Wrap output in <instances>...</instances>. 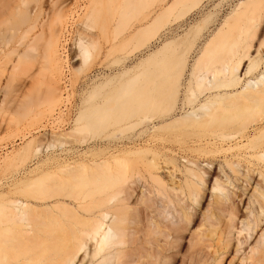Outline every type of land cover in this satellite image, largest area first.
<instances>
[{
  "label": "bare ground",
  "instance_id": "6f19581e",
  "mask_svg": "<svg viewBox=\"0 0 264 264\" xmlns=\"http://www.w3.org/2000/svg\"><path fill=\"white\" fill-rule=\"evenodd\" d=\"M1 75L64 149L5 160L0 264H264V0H0Z\"/></svg>",
  "mask_w": 264,
  "mask_h": 264
},
{
  "label": "rangeland",
  "instance_id": "374dc122",
  "mask_svg": "<svg viewBox=\"0 0 264 264\" xmlns=\"http://www.w3.org/2000/svg\"><path fill=\"white\" fill-rule=\"evenodd\" d=\"M209 1L216 3L219 0H213V1L212 0H209ZM223 6L224 5L219 6V7L216 8V10H215L216 13L212 14L213 16H211L212 17L211 19H213V18L216 19V17H218L217 16L218 14L220 16V14L222 13V11L220 12V10L224 8ZM218 8H220V9H218ZM210 22H213V20H211ZM210 22H208L207 27L213 25ZM139 49L140 50H138V48L135 49V50H137L136 52H135V50L132 51V53L133 52L134 53L131 54V56H130L131 57L130 58V64H131V66L134 65L136 62H138L142 58V53L144 52V50L141 49V48H139ZM134 72H135V70L132 73H134ZM1 76H2V82L4 80V82H3V89L4 90L2 89V91L0 93V123L5 124V127L2 128V129H0V162H1V166H0V176H2L3 173H4L3 175H5V172H6L5 170L8 168V167H5V164L6 163L4 164V162L9 161L11 158H13L21 150H22L21 151V154H22L23 157L17 155L18 157H21V160L19 159L20 162H24L25 160H26L25 162H32V161L35 162L39 158H44L47 153L48 154H50L51 152L52 153H59L60 151H62L64 149V147L59 146V145L52 146V149H51L50 146H49L50 148H47L48 145H46L44 142L48 143L49 142L47 140L48 138H45V137L40 138V137H42L41 135L43 133H45L46 135H48V133H49V135L51 136V131H50L51 128H47L48 130L47 129L46 130L45 129H39L38 128V125L40 124V122H39V120L38 121L37 120H34V117H36V116L34 114H32V112L30 113L32 115H28L27 114L28 116L25 115L26 117H21L20 115L17 114V112L15 113V111H16L15 109H17L18 106L16 104L13 105V102L15 103V101H14V95H13V98H12V92L14 90V84H13L14 82H13V79L10 80V78H9L8 79L9 81H8L7 78L5 77V75L4 76L1 75ZM6 82H8V84ZM5 87H6V89H5ZM5 91H6V93H5ZM14 107H16V108H14ZM22 110H24V109H22ZM22 110H20L22 113H24V114L27 113V112H23ZM20 111H18V112L20 113ZM31 117H33V118H31ZM30 119L31 120L33 119L34 122L33 121L31 122ZM27 122L30 125V127H29V125H27ZM31 125L32 126L34 125L35 128H33L34 126L31 127ZM69 125H70V123L69 124H66L65 125V128L68 127ZM26 126H28L29 128L26 127ZM25 129H27V130H25ZM33 129H34V131H33ZM35 129H36V131H35ZM140 129H141V126H138L135 129L131 130L130 133L131 132L132 133H135V132L139 131ZM66 130H69V129L66 128ZM28 132H30V133H28ZM23 134H24V137L22 136ZM78 135L77 136H73V137L74 138L75 137L79 138ZM80 135L81 136L84 135V132H82ZM90 135L91 134H88V136H86V137H89ZM21 137H23V138H21ZM33 137L35 138V140H34ZM44 138L46 139L45 141H44ZM71 139H72V137H71ZM32 140L35 141V142H32ZM36 140H37V142H36ZM39 141H44V142H42L43 144L41 143L42 144L41 145ZM74 141H76V140H74ZM77 142H75L76 144L75 143L74 144L76 146H79L78 144H81V142H79V141H77ZM29 143H30V145H29ZM38 143L40 144V146H39ZM36 144H38V145H36ZM26 145H27V147L28 146L29 147L27 148ZM36 146H38V149H37ZM84 146H85V144L84 145H81L80 147H82L83 149H85ZM24 147H26V149H27L26 151L24 149V152H28V155L29 156L27 155V153H25L26 155L24 153H22ZM219 155L220 154H216V156H208V157H206L205 160H199L200 162H203L202 164L210 163V166L212 165V167H210L211 168L210 169V175L209 174H206V179L207 180H206V182L201 187V188H203V189H201V192L203 194V198H201V202L200 203H194L195 204L194 205V208H191L190 209V211H193L194 212V217H193V220H192V222L190 224V226L193 227V228H195L200 223V221L202 220V214H203V212L206 211V209H207V207H208L211 199L213 198L212 197V193H213L212 192V185L214 183L215 176L221 174L220 173L221 170H220L219 165L221 164L222 158ZM26 156H28V159L26 158ZM174 156H175V158L177 159V161L179 163V168L181 169L180 171H177L176 172V174L174 175V178L176 180H180L182 178V176L184 175V173L182 171H184V169H185L186 166H189L188 165L187 158L190 159V160H198V152L193 151V150H186V151H184V156L186 157L184 161H183V158H182V154H180L178 151H175L174 152ZM18 157H16V158L14 157L15 158V161H12V159L10 160L13 164L11 162H10L11 164L9 162H8V164H10L11 166H13V165L15 166V164H16L15 162L16 161L18 162ZM202 159H203V157H202ZM5 160H7V161H5ZM210 161H212L213 164ZM20 162H18V163H20ZM10 165H9V167H10ZM13 167L8 168L7 169V172H11L12 169H13ZM3 169H4L5 172H2ZM169 169H171V168H169ZM146 175L147 174H145V176ZM145 176H144V178H145ZM145 179H147V178H145ZM166 179H168V178H166ZM140 184H141V189L144 191V193L148 194L149 193V186H148V184L147 183L145 184V181L144 182L143 181H140ZM181 196H183V195H181ZM157 199L158 200L156 202V206H157L158 210L165 209V211H164L165 212V215L169 219H171V222H174V221L176 222L178 215H177V212L175 211V209L172 208V207H169V206H167V208H165L164 207V201L160 197L157 198ZM157 212H159V211H157ZM164 212H162L161 214H163ZM188 240H189V235H188V231L186 230V231H184V238L182 240L183 241V245H182L183 251L186 250L187 247H188Z\"/></svg>",
  "mask_w": 264,
  "mask_h": 264
}]
</instances>
